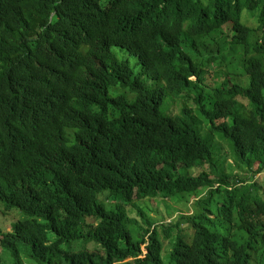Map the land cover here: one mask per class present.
<instances>
[{
    "label": "trees",
    "instance_id": "trees-1",
    "mask_svg": "<svg viewBox=\"0 0 264 264\" xmlns=\"http://www.w3.org/2000/svg\"><path fill=\"white\" fill-rule=\"evenodd\" d=\"M0 202V264H264V0H0Z\"/></svg>",
    "mask_w": 264,
    "mask_h": 264
},
{
    "label": "rangeland",
    "instance_id": "rangeland-1",
    "mask_svg": "<svg viewBox=\"0 0 264 264\" xmlns=\"http://www.w3.org/2000/svg\"><path fill=\"white\" fill-rule=\"evenodd\" d=\"M208 75L212 76L213 78L215 77L213 72H209ZM173 111L177 112V109L174 106H173ZM229 161H232V160H229ZM203 197H205V195ZM195 200L194 199H192V200L185 199V200L179 201L177 203H172V202L167 201L166 204H167L168 208H166L165 205H162L160 208L156 204H153L152 201L143 200V201L138 203V208H139V210L141 209V211L144 212V214H146L150 219L158 218V217H165L164 221L165 222L167 221V223H169L170 221L177 220L178 216H180L182 214L192 215L194 212L193 203ZM109 207H110V204L107 203L106 208H109ZM157 208L160 209V211L154 212L153 210H156ZM165 209H167V210H165ZM16 213L17 212H15V211L7 212V210L5 208V204L0 202V224L3 226L5 231L9 232L11 223L13 221L21 218ZM133 213L138 215V210L137 209L133 210ZM140 221H141V219H140ZM162 222H163V220H160L157 223H162ZM73 249L78 250V246L77 245L73 246ZM142 250H143V248H142ZM145 254L146 253H144V255ZM2 255H3L2 258H4V255H6V254L2 253Z\"/></svg>",
    "mask_w": 264,
    "mask_h": 264
}]
</instances>
